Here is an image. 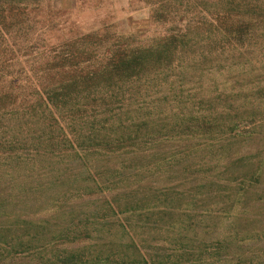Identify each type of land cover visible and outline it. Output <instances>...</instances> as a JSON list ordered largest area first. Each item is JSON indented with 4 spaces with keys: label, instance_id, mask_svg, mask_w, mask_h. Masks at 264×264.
<instances>
[{
    "label": "trees",
    "instance_id": "obj_1",
    "mask_svg": "<svg viewBox=\"0 0 264 264\" xmlns=\"http://www.w3.org/2000/svg\"><path fill=\"white\" fill-rule=\"evenodd\" d=\"M38 1L0 0V264H264V0H157L51 85L2 44Z\"/></svg>",
    "mask_w": 264,
    "mask_h": 264
},
{
    "label": "rangeland",
    "instance_id": "obj_2",
    "mask_svg": "<svg viewBox=\"0 0 264 264\" xmlns=\"http://www.w3.org/2000/svg\"><path fill=\"white\" fill-rule=\"evenodd\" d=\"M156 1L39 0L35 4L34 12L28 13L27 17L22 15L26 19L21 28L14 27L12 31L4 34L2 44L9 45L11 49L7 51L14 55V58H9L7 62L15 63L13 69H21L20 77L28 79L29 83L41 82L51 85L65 82L71 78L70 75H74V69L70 66L64 64L66 70L71 69L66 73L46 74L43 70L50 63H63L57 56L61 50L66 55L74 51L77 57L64 63H78L83 66L94 62H82V57L78 56L79 52L85 51L90 58L96 47L105 49L109 42L102 39L106 38V35L115 39L127 37L136 40L138 44H144L161 35L166 30L165 23L155 21L151 16ZM32 6L31 4L29 9ZM95 34L99 36V42ZM82 35L88 36L87 41L80 38L75 39V42L66 41L70 37ZM31 68H34V72H29Z\"/></svg>",
    "mask_w": 264,
    "mask_h": 264
}]
</instances>
